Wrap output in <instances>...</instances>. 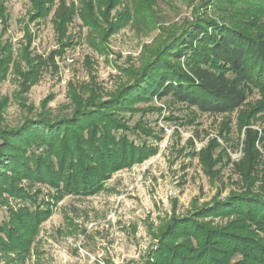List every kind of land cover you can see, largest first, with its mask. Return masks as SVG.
<instances>
[{"label": "trees", "instance_id": "trees-1", "mask_svg": "<svg viewBox=\"0 0 264 264\" xmlns=\"http://www.w3.org/2000/svg\"><path fill=\"white\" fill-rule=\"evenodd\" d=\"M55 1L30 0L31 18L48 17ZM156 4L157 0H71L70 4L61 0L54 26L64 36L68 24L79 16L85 26L102 32L106 39L130 21H146ZM119 5L124 7L111 17ZM201 6L206 8L203 16L170 34L139 70L130 72V82L108 98L101 99L92 91L88 98L75 97L68 115L52 117L45 112L17 127L0 129V206L9 205L3 198L6 193L20 202L17 207L10 205L5 220L0 221V260L4 264H26L41 226L63 198L101 192L119 170L158 153L163 134L143 120L130 124L136 113L150 109L138 104L171 97L201 113L232 114L247 104L256 89L263 95L261 101L239 120L252 125L253 117L264 111V0H201ZM208 6L214 15L208 13ZM0 16L4 21L1 83L15 58L14 44L8 39L2 42L9 19L4 3H0ZM61 53L53 52L48 59L23 53L27 70H20V60L15 70L25 89ZM8 103L6 97L0 100V121ZM132 135L152 137L156 143L137 141ZM246 138L245 155L236 164L245 190L195 207L191 214L163 219L153 233L156 243L142 264H264V152L258 149L264 128L262 135L247 129ZM220 147L229 155L233 146L213 139L204 150L194 148L189 154L201 155L205 168L214 175V167L223 160L220 153L214 157ZM259 181L262 184L255 190Z\"/></svg>", "mask_w": 264, "mask_h": 264}, {"label": "rangeland", "instance_id": "rangeland-1", "mask_svg": "<svg viewBox=\"0 0 264 264\" xmlns=\"http://www.w3.org/2000/svg\"><path fill=\"white\" fill-rule=\"evenodd\" d=\"M55 2L48 17L33 20L30 0H0L9 17L2 42L8 39L14 44L15 58L0 83V100L6 97L9 102L2 112L0 129L17 127L45 112L52 117L68 115L74 98H88L92 91L101 99L108 98L123 83L130 82V72L139 70L154 48L173 32L181 31L187 22L203 16L206 10L201 0H157L153 15L146 21H130L103 39L102 32L85 26L79 16L68 24L66 35L59 36L54 19L61 0ZM123 7L114 8L111 17ZM207 10L214 15L213 7L208 6ZM3 23L0 16V31ZM58 50L62 53L54 56L53 64L46 65L40 79L25 89L15 62L20 60V70L26 71L23 53L48 59ZM262 97L255 89L247 104L232 114L201 113L171 97L138 104L150 109L136 113L130 124L143 120L146 126L163 134L158 153L145 162L119 170L101 192L63 198L41 226L26 264H142L156 243L153 233L163 219L191 214L195 207L245 190L236 164L245 155L247 129L262 135L264 111L253 117L252 125L239 119ZM132 136L137 141L156 143L152 137ZM213 139L233 147L228 149L229 155L220 151L223 147L216 149L214 157L220 153L223 160L211 175L201 155L189 153L194 148L204 150ZM258 149L264 152V141ZM260 184L259 181L254 189L258 190ZM36 188L49 190L40 185ZM4 197L9 205L0 206V221L5 220L10 205L17 207L20 203L7 193Z\"/></svg>", "mask_w": 264, "mask_h": 264}]
</instances>
